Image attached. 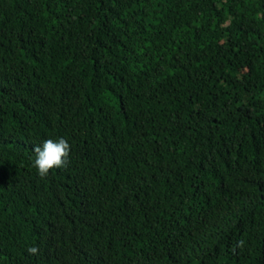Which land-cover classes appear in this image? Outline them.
<instances>
[{
	"label": "trees",
	"instance_id": "1",
	"mask_svg": "<svg viewBox=\"0 0 264 264\" xmlns=\"http://www.w3.org/2000/svg\"><path fill=\"white\" fill-rule=\"evenodd\" d=\"M0 264H264V0H0Z\"/></svg>",
	"mask_w": 264,
	"mask_h": 264
},
{
	"label": "clouds",
	"instance_id": "2",
	"mask_svg": "<svg viewBox=\"0 0 264 264\" xmlns=\"http://www.w3.org/2000/svg\"><path fill=\"white\" fill-rule=\"evenodd\" d=\"M33 151L36 154L34 166L43 178L49 174L50 170L67 166L71 145L64 138H59L57 141L48 139L42 146L34 147ZM28 252L38 254L39 249L33 246L28 249Z\"/></svg>",
	"mask_w": 264,
	"mask_h": 264
}]
</instances>
